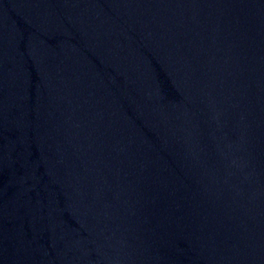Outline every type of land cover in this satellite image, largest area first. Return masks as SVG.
I'll use <instances>...</instances> for the list:
<instances>
[{"label": "water", "instance_id": "95a60500", "mask_svg": "<svg viewBox=\"0 0 264 264\" xmlns=\"http://www.w3.org/2000/svg\"><path fill=\"white\" fill-rule=\"evenodd\" d=\"M0 264H264V0H0Z\"/></svg>", "mask_w": 264, "mask_h": 264}]
</instances>
